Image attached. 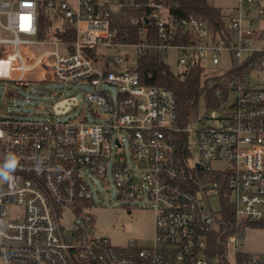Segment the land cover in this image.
Listing matches in <instances>:
<instances>
[{
    "label": "built area",
    "instance_id": "built-area-1",
    "mask_svg": "<svg viewBox=\"0 0 264 264\" xmlns=\"http://www.w3.org/2000/svg\"><path fill=\"white\" fill-rule=\"evenodd\" d=\"M48 5L59 9L54 28L72 29L73 39L38 38V0H0V94L18 95L17 88L28 85L27 73L39 69L47 79L91 86L84 96L99 107L93 113L100 119L0 111V264H231L230 243L235 264H264V254L238 249L246 237L243 226L228 235L225 252L209 253L220 213L208 201L210 195L228 198L237 226L264 220V84L253 88L248 81L252 70L264 69V0H238L223 11V33L202 18L174 13L171 0ZM125 9L139 13L129 16ZM119 20L137 27L135 34ZM47 43L55 49L27 60L28 46ZM170 50L178 52L181 71L205 66L206 60L218 65L223 53L235 62L225 72L233 75L228 92L216 93L220 106L197 113L195 129L179 123L174 91L143 84L134 67L139 56L166 60ZM232 91L235 99L227 106ZM191 132L200 153L195 167L211 175L197 191L189 187L191 166L177 145V135ZM125 142L128 154L121 150ZM216 159L227 160L228 169L212 170ZM93 177L113 180L125 204L149 203L155 216L152 246H115L91 235V218L84 216L65 234L59 211L94 206Z\"/></svg>",
    "mask_w": 264,
    "mask_h": 264
},
{
    "label": "rangeland",
    "instance_id": "rangeland-1",
    "mask_svg": "<svg viewBox=\"0 0 264 264\" xmlns=\"http://www.w3.org/2000/svg\"><path fill=\"white\" fill-rule=\"evenodd\" d=\"M71 5H75L76 0H67ZM211 5L228 10L231 6L237 4L238 0H207ZM41 22L48 18L50 26L56 24L59 17L57 6L49 7L48 0H38ZM43 16V17H42ZM52 24V25H51ZM48 32V30H47ZM46 32V33H47ZM50 32L45 36L50 37ZM44 36H38L43 38ZM52 43L44 45H30L25 50L27 60L32 57H38L40 54L54 50ZM135 57V55H134ZM179 54L175 50L168 52L166 62L178 73L177 59ZM235 66L231 56L223 53L218 65H212L208 60L205 63L206 77L219 76L225 72L231 71ZM177 70V71H176ZM27 86L17 88L16 94H0V111H14L16 113L24 112L30 116L54 117L60 120H88L100 119L93 111H99V107L93 102H89L84 92L91 89L88 84H65L58 80H51L45 77V74L39 69L31 70L26 77ZM249 86L259 88L264 84V69H254L248 76ZM215 85L214 80L209 81V88ZM112 92L115 89L110 87ZM207 91H203L199 98L198 113L208 109ZM235 99V92L232 91L225 103L231 105ZM192 128H197L196 120L191 124ZM121 150L129 153L127 142ZM189 148L191 156L189 165L195 167V163L200 159V153L197 146V134L191 132L189 135ZM211 168L214 171L228 169V163L225 159H216L211 162ZM203 175H208L204 170ZM204 179V178H203ZM96 185L94 194V206H80L78 208H63L59 211L60 222L66 235L70 234L73 228V222L77 216L90 217L91 222L87 225V230L97 238H108L111 244L115 246L127 247L129 243L136 242L139 247H149L154 244L155 236V216L154 211L147 201L125 204L124 199L118 194L115 183L110 181L102 182L99 178L93 177ZM206 180V178L204 179ZM110 188L107 192L106 189ZM210 207L214 213L222 210L220 196H208ZM10 211L21 212V208H11ZM248 221L244 224L245 238L239 243L238 249L241 252L252 254H264V225H253ZM227 258L231 264H235L236 250L232 243L228 244Z\"/></svg>",
    "mask_w": 264,
    "mask_h": 264
},
{
    "label": "trees",
    "instance_id": "trees-1",
    "mask_svg": "<svg viewBox=\"0 0 264 264\" xmlns=\"http://www.w3.org/2000/svg\"><path fill=\"white\" fill-rule=\"evenodd\" d=\"M170 1V0H169ZM175 1L176 6L172 7V11L180 16L194 15L205 20L209 27L215 31H225V18L223 10L219 7L211 5L207 0H171ZM132 16L139 13L133 9H125ZM43 17V16H42ZM39 16V36H45L50 32V36L57 38L68 37L73 39L75 34L72 29L62 30L50 26L48 18L41 22ZM119 25L132 30L135 34L137 27L130 24L128 20H119ZM52 25V24H51ZM48 30V32H47ZM47 32V33H46ZM136 39V35L133 40ZM135 70L139 72L141 81L145 85L167 87L174 91L177 101L178 121L181 125L191 124L196 120L199 110V98L203 91H207V103L209 108H217L221 104V100L217 98L216 93L222 90L224 94L228 92L227 81L233 75L224 73L221 76L206 77V67L202 65H192L184 70L178 69V73L170 69V66L159 55H143L136 58ZM177 71V70H176ZM215 81V85L209 88V81ZM177 145L180 156L185 165H189V157L191 156L189 148V136L185 134L177 135ZM190 175L192 176L189 187L193 191L200 188L202 179L208 180L211 175H203L201 170L196 167H190ZM226 188L225 182L222 189ZM222 210L220 213V229L213 232L209 240V253L216 255L225 252L227 249V237L237 228L244 226L248 221H252L253 225H264V220H244L239 226L235 224L233 217V205L223 194L220 195Z\"/></svg>",
    "mask_w": 264,
    "mask_h": 264
},
{
    "label": "clouds",
    "instance_id": "clouds-1",
    "mask_svg": "<svg viewBox=\"0 0 264 264\" xmlns=\"http://www.w3.org/2000/svg\"><path fill=\"white\" fill-rule=\"evenodd\" d=\"M15 164H16V161L13 159V160H10V163L7 164V167L12 169L15 167ZM3 179H8V175L6 173H3Z\"/></svg>",
    "mask_w": 264,
    "mask_h": 264
},
{
    "label": "water",
    "instance_id": "water-1",
    "mask_svg": "<svg viewBox=\"0 0 264 264\" xmlns=\"http://www.w3.org/2000/svg\"><path fill=\"white\" fill-rule=\"evenodd\" d=\"M198 169H201V166L199 164L196 165Z\"/></svg>",
    "mask_w": 264,
    "mask_h": 264
}]
</instances>
